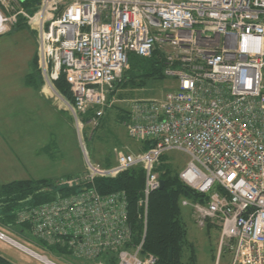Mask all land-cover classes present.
I'll list each match as a JSON object with an SVG mask.
<instances>
[{"label": "built area", "instance_id": "1", "mask_svg": "<svg viewBox=\"0 0 264 264\" xmlns=\"http://www.w3.org/2000/svg\"><path fill=\"white\" fill-rule=\"evenodd\" d=\"M22 1L0 0V25H15L20 16L34 32L41 90L69 111L79 132L85 123L99 124L130 54L160 52L176 86L124 104L127 134L149 139V149L117 151L108 166L86 157L81 174L60 182L78 186L74 192L22 208L15 225L27 224L51 253L83 264H153L156 257L142 253L145 233L132 241L124 194L100 193L94 181L141 166L146 224L148 195L159 187L155 165L177 149L190 157L180 179L205 196L183 198L181 206L197 225L219 228V249H231L230 264H264V0H39L32 12ZM61 73L71 100L55 87Z\"/></svg>", "mask_w": 264, "mask_h": 264}, {"label": "rangeland", "instance_id": "2", "mask_svg": "<svg viewBox=\"0 0 264 264\" xmlns=\"http://www.w3.org/2000/svg\"><path fill=\"white\" fill-rule=\"evenodd\" d=\"M14 26L2 28L0 25V32ZM35 51V34L28 28L0 36V111L8 116H3L1 120L3 124L8 122L10 124L8 127L14 132L10 139L8 138L11 135H6V138L11 140L10 156L0 155V173L5 174L0 175V184L12 180L11 175L18 173L20 168L23 171L26 169L27 174H30L28 176L54 177L53 180L56 181L68 174L75 176L84 171L86 157L103 165L107 157L114 160L117 151L141 150V142L127 134L121 120L118 119L115 107L107 113L104 112L99 126L94 130L90 128L91 126L85 125L79 132L71 114L62 104L43 92L48 100L39 96L37 90H33L34 87L26 88L23 83L24 76L34 70ZM175 86V79L169 76L162 80L149 79L144 87L117 88L111 101L112 104L124 107L128 100L157 98ZM42 145L48 147L41 153H35V148ZM8 153L6 150V154ZM165 154L167 161L178 173L186 168L190 160L187 153L177 149L167 150ZM181 211L188 239L195 246L197 264H230L231 249L225 247L222 251L219 249L217 229L212 227L207 230L205 226L197 225L188 206H181ZM0 233L40 255H46L55 264H83L81 260L78 261L68 255L63 257L51 253L30 234L28 229L20 232L18 226L7 227L0 223ZM0 254L15 264H46L2 237ZM186 255L185 251L184 258Z\"/></svg>", "mask_w": 264, "mask_h": 264}, {"label": "trees", "instance_id": "3", "mask_svg": "<svg viewBox=\"0 0 264 264\" xmlns=\"http://www.w3.org/2000/svg\"><path fill=\"white\" fill-rule=\"evenodd\" d=\"M38 2L39 0H23L21 4L26 10L32 12L37 7ZM14 28H27L23 18L20 16L18 17ZM33 66V72L27 73L25 80L27 84L40 89L43 80L37 70L36 55L33 58ZM164 68L165 61L160 52H154L152 55L146 57L130 54L129 68L122 73V78L114 83V89L109 92L108 100H112L111 97H113L119 87H144L149 79H164L166 77ZM54 84L62 95L68 100H71L69 86L65 81L63 73L55 80ZM112 107L117 109L116 113L118 119L122 122L125 117L124 107L113 103L105 108V113L109 112ZM92 114V108L86 113L81 114L80 118L82 122L85 123ZM99 124L97 126H99ZM85 125L88 124L85 123L84 126ZM96 127L91 126L90 128L94 130ZM140 142L141 151L149 149V139ZM112 162L113 159L107 157L103 165L108 166ZM155 169L159 173L160 179L164 180V186L161 189L151 191L148 195L146 224H144V209L141 203L145 175L141 166L130 167L120 172L115 177H97L94 184L100 193L120 191L124 194L126 199L127 220L131 228L132 241L137 243L140 242L143 232L145 233L142 243V253L154 255L156 261L153 264H197L195 246L194 243L188 239L187 227L182 217L180 201L183 198L193 201H203L205 200V196L182 182L179 173L175 171L173 166L167 161L165 152L159 156ZM72 177L75 176H68L64 179ZM62 180L55 181L50 178H28L12 180L0 184V223L7 227L10 224L16 226V213L22 208L51 201L59 194L74 192L78 188V186H63L60 184ZM22 226L23 227H19L20 232L27 224ZM204 226L207 230L215 227L219 237V228L215 224L208 221ZM223 248L224 247L221 248V251ZM52 249L58 252L56 248ZM170 249L171 260H169ZM185 251L187 253L186 258H184ZM213 260H216L215 254L213 255ZM0 264L15 263L0 254Z\"/></svg>", "mask_w": 264, "mask_h": 264}, {"label": "crops", "instance_id": "4", "mask_svg": "<svg viewBox=\"0 0 264 264\" xmlns=\"http://www.w3.org/2000/svg\"><path fill=\"white\" fill-rule=\"evenodd\" d=\"M17 30L19 31L20 29H15L14 27H10L9 29H7V30H5V32L3 31V32H0V36H2V35H5V34H8V33H10V32H17ZM26 76V75H25ZM25 76H24V86H26V88H33L34 86H31V85H29V84H27L26 83V80H25ZM33 90H37L36 92H37V94L39 95V96H41V97H44L45 99H47L48 100V98L46 97V96H44V94L42 93V91H41V88L39 89V88H37V87H34L33 88ZM50 102V101H49ZM3 116H5V113H2L1 111H0V135H1V140H0V155H2V156H5V155H8V156H10V152L12 151L11 150V148H10V145H11V143L9 142V141H11V140H8V139H10V138H12L13 137V135H14V132H13V130L10 128V127H8L10 124L7 122V124H3V122H2V120L1 119H3L2 117ZM72 116V115H71ZM5 117H8V116H5ZM73 118V117H72ZM73 120H74V118H73ZM73 128H74V130H75V127H74V125H73ZM72 128V129H73ZM7 134H9V135H11L8 139L6 138V135ZM46 147H48V145H42V146H40V147H38V148H35V153H41L42 152V150H44V148H46ZM6 150H8V154H6ZM5 152V153H4ZM37 155V154H36ZM14 156H16V154H14ZM18 158V157H17ZM84 167H85V159H84ZM20 168V167H19ZM19 170V172L18 173H16V174H13V175H11V176H13V179L12 180H18V179H28V178H35V177H32V176H28V175H30V174H27V171H26V169H24L25 171H23L21 168L20 169H18ZM1 171V170H0ZM83 172V171H82ZM82 172H80V173H78V174H76L75 176H77V175H79V174H81ZM0 175H4L5 176V174L3 173V172H1L0 173ZM67 176H69V174L67 175ZM66 176V177H67ZM66 177H62L61 178V180L62 179H64V178H66ZM38 178H50V179H55L54 177H38ZM12 180H10V181H12ZM7 182H9V181H7Z\"/></svg>", "mask_w": 264, "mask_h": 264}, {"label": "water", "instance_id": "5", "mask_svg": "<svg viewBox=\"0 0 264 264\" xmlns=\"http://www.w3.org/2000/svg\"><path fill=\"white\" fill-rule=\"evenodd\" d=\"M164 186V180L160 179L159 180V187L158 189H161ZM169 260H171V249L169 250Z\"/></svg>", "mask_w": 264, "mask_h": 264}, {"label": "bare ground", "instance_id": "6", "mask_svg": "<svg viewBox=\"0 0 264 264\" xmlns=\"http://www.w3.org/2000/svg\"><path fill=\"white\" fill-rule=\"evenodd\" d=\"M19 246V245H18Z\"/></svg>", "mask_w": 264, "mask_h": 264}]
</instances>
